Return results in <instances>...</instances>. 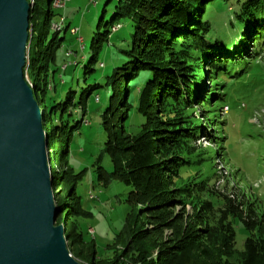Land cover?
Masks as SVG:
<instances>
[{
	"label": "trees",
	"instance_id": "trees-1",
	"mask_svg": "<svg viewBox=\"0 0 264 264\" xmlns=\"http://www.w3.org/2000/svg\"><path fill=\"white\" fill-rule=\"evenodd\" d=\"M38 1L29 12L26 74L46 144L55 150L49 156L57 167L54 201L57 219L68 217L71 256L82 264H264V217L257 209L218 192L207 178L183 181L180 174L199 165L196 142L205 124L213 126L205 113L229 97L222 96L226 81L232 86L259 74L251 67L264 60V0H118L88 53L64 50L66 27L51 30L57 21L52 0L45 11ZM121 19L130 21V33L113 39L122 28L113 21ZM94 124L103 140L93 162L98 178L129 188L122 228L106 246L110 260L100 259L82 236L79 219L89 213L77 186L85 169L77 173L71 163L74 152L84 151L76 148L81 130ZM235 222L246 232L241 252Z\"/></svg>",
	"mask_w": 264,
	"mask_h": 264
},
{
	"label": "rangeland",
	"instance_id": "rangeland-1",
	"mask_svg": "<svg viewBox=\"0 0 264 264\" xmlns=\"http://www.w3.org/2000/svg\"><path fill=\"white\" fill-rule=\"evenodd\" d=\"M46 2L47 0L38 1L43 11L47 8ZM117 4L118 0H70L63 9L56 11L57 18L62 15L66 20V30L60 35L65 40L64 50L80 51L83 47L84 53H88L92 37L97 32H104L109 26ZM228 10L232 12L235 7L231 5ZM227 18H221L222 24L227 25ZM113 22L122 26L114 32L113 39L130 33L131 23L128 19ZM72 30L76 32L72 33ZM222 31L220 29L216 32L220 38H223ZM103 62L107 66L105 58ZM254 67L258 68V71ZM251 68L259 74L253 76L250 73L248 77H244L245 80L241 78L233 81L232 86L226 81L227 87L224 84L223 89L226 88L227 91L222 96L229 97H226L223 103H215L214 107L205 113V116L212 119L213 126L205 124L206 130L196 142L195 146L200 148L201 153L199 165L183 169L180 174L183 181L192 177L209 179V184L218 192L243 197L245 202L251 203L257 209L258 215L264 217V60L256 61ZM27 80L29 81V78L25 79ZM220 83L221 81H217V84ZM224 104L228 105L229 109L225 115L219 112ZM81 131L83 141H80L76 148H82L84 151L74 152L71 163H76L77 173L85 169L77 186V193L82 208L89 216L79 219V227L84 240L93 241L97 256L110 260L113 252L107 250L106 246L114 242L115 236L122 228L127 210L124 200L129 188L114 179H110L105 185L102 184L95 171L97 166L93 165L99 145L103 141L99 128L94 124L89 129L85 126ZM212 137H216L214 146L209 141ZM45 152L48 159L50 156L52 160L51 154H54L55 150L49 151L45 144ZM101 166L105 173L111 171L107 156H103ZM48 168L50 187L56 197L58 193L55 191L56 186L52 187V181L55 180L57 167L52 168L49 163ZM89 195L94 199H89ZM54 203L57 204L55 201ZM67 218H63V223L58 219L55 222L58 226H64ZM234 227L235 250L241 252L246 232L238 222L234 223Z\"/></svg>",
	"mask_w": 264,
	"mask_h": 264
},
{
	"label": "water",
	"instance_id": "water-1",
	"mask_svg": "<svg viewBox=\"0 0 264 264\" xmlns=\"http://www.w3.org/2000/svg\"><path fill=\"white\" fill-rule=\"evenodd\" d=\"M30 6L0 0V264H82L55 225L42 113L24 79Z\"/></svg>",
	"mask_w": 264,
	"mask_h": 264
},
{
	"label": "bare ground",
	"instance_id": "bare-ground-1",
	"mask_svg": "<svg viewBox=\"0 0 264 264\" xmlns=\"http://www.w3.org/2000/svg\"><path fill=\"white\" fill-rule=\"evenodd\" d=\"M28 2H30V5L33 3V0H27ZM54 1L55 0H52L51 1V7H52V9L54 10ZM65 23H66V20H65V18H63L62 19V23H61V25L58 27V29H53L52 28V26L54 25V22L51 24V30L52 31H54V32H59V31H61L63 28H64V26H65ZM72 33H73V30H72ZM82 41V40H81ZM28 45H27V47H26V60H27V56H28ZM23 74H24V79H28V77H27V74H26V66H25V68H24V70H23ZM26 83H27V85L30 87V88H32V85L30 84V81H26ZM226 108L228 109V107L227 106H224L223 108H222V110L223 111H221V112H223V115H225L226 114ZM89 199H94V197H92L91 195H89ZM55 225L57 226L58 224L55 222Z\"/></svg>",
	"mask_w": 264,
	"mask_h": 264
},
{
	"label": "built area",
	"instance_id": "built-area-1",
	"mask_svg": "<svg viewBox=\"0 0 264 264\" xmlns=\"http://www.w3.org/2000/svg\"><path fill=\"white\" fill-rule=\"evenodd\" d=\"M70 0H55L54 1V11H58L61 10L65 7V5L69 2ZM64 18V16L60 15L57 18V21L54 22V25L52 26L53 29H58V27L61 25L62 23V19ZM76 30H73V33H75ZM81 41V40H80ZM228 112V109L226 108V114Z\"/></svg>",
	"mask_w": 264,
	"mask_h": 264
}]
</instances>
